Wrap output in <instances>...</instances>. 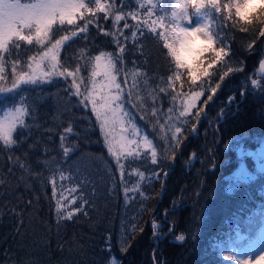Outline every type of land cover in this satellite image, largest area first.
<instances>
[{
	"label": "trees",
	"instance_id": "16d2710c",
	"mask_svg": "<svg viewBox=\"0 0 264 264\" xmlns=\"http://www.w3.org/2000/svg\"><path fill=\"white\" fill-rule=\"evenodd\" d=\"M173 1L101 0L99 12L84 0L92 24L60 53L62 64L81 68L82 91L91 88V58L122 56V124L109 139L123 172L91 106L70 95L71 78L13 88V64L28 72L40 46L13 41L0 53V86L13 89L0 94V116L21 106L29 113L13 133L16 145L0 141V264H235L231 246L264 224V171L237 152L254 150L264 135V78L255 75L264 63V16L246 25L224 8L232 0H219V11L205 3L214 43L194 74L163 47L174 42ZM115 15L125 20L114 26ZM213 48L224 50L219 60ZM69 125L64 143L74 147L65 156L60 138ZM120 136L132 155L121 151Z\"/></svg>",
	"mask_w": 264,
	"mask_h": 264
},
{
	"label": "snow or ice",
	"instance_id": "6c2138e0",
	"mask_svg": "<svg viewBox=\"0 0 264 264\" xmlns=\"http://www.w3.org/2000/svg\"><path fill=\"white\" fill-rule=\"evenodd\" d=\"M94 3L97 6V11H105L101 0H94ZM187 3L191 4L197 10V13L205 3L216 11L220 10L219 0H187ZM224 8L229 15L234 9L236 19L246 25L251 24L254 18L264 16V0H243V6L241 0H232L231 3L225 4ZM85 12L95 15L90 8L86 7L84 0H0V53H8L9 44L13 41L24 42L27 45L35 43L40 46L38 54L29 58L28 72L15 71L16 65L13 64V75L16 77L13 81V88H19L21 85L51 84L55 77H62L65 81L71 78V82L68 84L70 95L82 97L79 104L85 108L91 106V111L96 117L100 131L104 134L108 152L117 156V164L123 172L124 166L119 163L118 154L114 151L115 145L109 139L112 136L111 129L121 124L122 120L123 88L121 83L117 81V73L120 71L117 65L122 60V56L116 57L113 53L101 51L91 58L89 60L91 65V75L89 77L91 88L85 87L83 91L82 85H85V79L80 75L81 68L79 66L70 68V66L62 64L59 59L61 50L67 41L75 38L79 33L86 34L88 32L92 20L85 19ZM133 18H135L134 13ZM78 19L84 20V24H77ZM123 20H125L123 15H115L114 26ZM261 22L264 23V19ZM54 25L59 27L54 28ZM64 25L73 26V28L69 31L64 28ZM124 28H128L127 23H124ZM61 32L67 34L61 35L52 42V37ZM103 34L116 36L115 33L108 31ZM172 34L174 42L165 43L163 47L169 50V54L175 60L177 68L188 67L189 71L195 74L196 68L192 65L196 64L199 67L197 57L207 49L212 48L214 43L212 36L205 32L203 27H189L187 25L182 28H173ZM120 35H123V33L121 32ZM136 35V32L132 33L133 38ZM260 35L264 36V31H261ZM117 44H119V40H117ZM15 47L19 48V43H16ZM119 50L120 53L124 52L123 47H120ZM223 51V49L217 51L213 48L217 60H219ZM85 52L86 50L80 51L81 58L85 56ZM2 61L3 56H0V80L4 79L3 73L5 71ZM261 67H264V64ZM203 71L205 74L207 73V69H203ZM97 77L100 79L98 80ZM124 83L127 84V81L125 80ZM218 87L217 84L216 88ZM12 91L13 89L0 86V94L11 93ZM214 93L215 89H213ZM197 95H200V93H197ZM211 97L212 95L208 96L209 101ZM20 103L23 104V97H21ZM28 114L23 106L15 107L14 111L8 112L4 119H0V141H3L5 146L12 147L17 144V141L13 138V133L17 131V125L21 128L26 127L25 118ZM124 115L126 116L127 112H124ZM72 133L73 128L69 125L65 129V135L60 138L65 156H68L74 147H65L64 143L67 135ZM118 143L122 152L126 151L128 155H132L123 136H120ZM132 143H135V141H132ZM137 155L139 154L137 153ZM152 157V163L155 164V151L152 152ZM55 194L54 187L53 195L55 196ZM73 203H75V200H73ZM57 208H59V203ZM178 239L181 240L182 238L178 237ZM261 261H264V255L256 258V264H260Z\"/></svg>",
	"mask_w": 264,
	"mask_h": 264
},
{
	"label": "rangeland",
	"instance_id": "374dc122",
	"mask_svg": "<svg viewBox=\"0 0 264 264\" xmlns=\"http://www.w3.org/2000/svg\"><path fill=\"white\" fill-rule=\"evenodd\" d=\"M170 17L173 21L174 28H182L186 25L189 27L200 26L213 38L210 30V20L208 15L204 13L203 7H201L199 13H197V10L194 9L191 4H188L187 0H174L170 11ZM6 115L5 113V115L0 116V119H4ZM255 141H257V146L254 150L244 152L239 146L237 152L239 156L248 158L251 166L254 167L255 170L264 171V135L255 138ZM245 169L244 165H241V170L239 171L241 177L246 176ZM231 248V253L236 257L235 264H256V258L260 255H264V224L260 226L256 239L251 238L247 243L240 246H231ZM260 264H264V261H261Z\"/></svg>",
	"mask_w": 264,
	"mask_h": 264
},
{
	"label": "water",
	"instance_id": "95a60500",
	"mask_svg": "<svg viewBox=\"0 0 264 264\" xmlns=\"http://www.w3.org/2000/svg\"><path fill=\"white\" fill-rule=\"evenodd\" d=\"M257 76H259L261 78L264 77V67H261V65L258 68Z\"/></svg>",
	"mask_w": 264,
	"mask_h": 264
},
{
	"label": "clouds",
	"instance_id": "9594fccd",
	"mask_svg": "<svg viewBox=\"0 0 264 264\" xmlns=\"http://www.w3.org/2000/svg\"><path fill=\"white\" fill-rule=\"evenodd\" d=\"M241 5L243 6V0H241Z\"/></svg>",
	"mask_w": 264,
	"mask_h": 264
}]
</instances>
